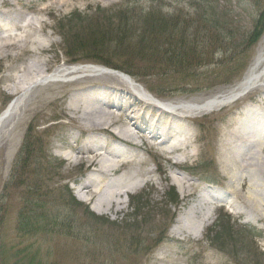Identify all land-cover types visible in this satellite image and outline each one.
I'll return each instance as SVG.
<instances>
[{"label":"rangeland","instance_id":"374dc122","mask_svg":"<svg viewBox=\"0 0 264 264\" xmlns=\"http://www.w3.org/2000/svg\"><path fill=\"white\" fill-rule=\"evenodd\" d=\"M193 1L165 0L159 5H162L161 11L170 16L182 14L174 17H178L184 26L190 24L188 31L205 33L203 26L192 27L190 23L197 8ZM227 1L233 3V0H211L209 5L219 9V13ZM119 2L0 0V113L13 99L23 96L13 129L0 145V237L7 240L15 238L13 228L18 210L24 203L29 205L28 199L33 202L39 199L43 208L39 207L37 214L41 218L47 213L51 225L40 234L42 236L32 239H37L34 241L41 245L40 254L46 264H264V213L260 220L247 214L238 218L236 215L242 211L241 207L232 200V190L214 179L218 168L210 165L214 163L213 153L218 149L217 132L235 113L254 106L257 99L263 103L259 112L264 117V93L256 91L234 105L205 114L203 118L196 119L199 122H194L182 116L179 117L185 121L172 117L174 114H164L155 107L157 104L151 101L147 104L135 94H120L122 90L131 89L111 73L39 84L41 79L63 64L91 65L128 76L134 86L142 87L157 101L202 99L222 93L243 78L264 39V21L260 33L252 36L264 13V0H252L249 5L241 7L240 14L236 12L239 24L235 29L238 32L227 50H223L221 38H217L210 47L209 52L212 53L205 55L207 61L201 59L192 62L190 67V64L186 66L190 70L185 74L192 75L169 74L158 78L147 76L137 63L129 66L133 76L128 75L127 69L121 67L123 60L116 56L115 51L102 49L97 43H87L86 34L81 33L82 25L74 22L69 25V22L62 21L60 26V21L72 13L76 12L83 18L99 7L109 8ZM139 7V11L147 10L148 2H141ZM198 14L199 10L196 16ZM61 35L68 39L66 45L74 44L77 49L66 50ZM8 41L14 44L5 46ZM80 44L90 48L82 50ZM14 45L19 47L14 49ZM98 58L102 59L100 63L95 61ZM29 66L35 71L24 79L22 68ZM63 86L67 90L61 89ZM74 94L80 96L82 110L110 102L113 105L107 110L123 116L124 113L115 108L121 105L126 116L144 121L149 141L151 134L148 133L159 134L167 127L169 135L174 134V130L177 133L174 136H192L195 140L188 163L181 169L171 168L174 158H185L184 152L170 155L165 143L160 144L159 140L150 141L139 149L115 144L100 134L80 133L63 116ZM197 136L202 137L199 142ZM78 142L89 145L93 150L108 145L119 160L138 162L129 171L109 174L111 182L107 183V190L129 184L132 177L143 171L152 173L151 181L124 194L121 204L112 209L101 208L98 198L86 201L81 183L86 177L98 180L80 166L68 167L64 160L69 154L67 147L77 146ZM209 143L212 146L208 147ZM149 144L153 148L145 149ZM241 163L240 159L238 167ZM159 168L168 172L161 175ZM176 174L190 183L195 182V178L204 179L205 182L200 183L201 189L211 191L215 198L220 194L219 201L213 200L211 216L204 223L202 232L196 230L194 222L205 212L200 207L196 211H186L187 202L166 178V175ZM238 174V178L241 176L247 180L242 172ZM37 184L39 191L31 197L27 187ZM43 196L46 200H42ZM68 199H75V206ZM202 199L205 200L204 197ZM116 210L120 211L116 213ZM87 212L93 216H88ZM185 212L189 220L178 230L177 220ZM58 219V224L53 222ZM71 221L75 223L72 230L59 224Z\"/></svg>","mask_w":264,"mask_h":264},{"label":"bare ground","instance_id":"6f19581e","mask_svg":"<svg viewBox=\"0 0 264 264\" xmlns=\"http://www.w3.org/2000/svg\"><path fill=\"white\" fill-rule=\"evenodd\" d=\"M12 44L14 43L8 41L5 46ZM12 47L15 49L19 46L14 45ZM257 50L253 62L243 78L232 88L222 93H216L202 99L191 98V100L157 101L147 95L142 87L134 86L129 79L115 75L131 89V91L122 90L119 93L122 95L125 94L126 96L135 94L137 97H142L147 101L156 102L159 106L166 108L169 113L172 112L171 114H174L172 117H176L180 121L185 120L179 116L194 120V122H199L196 120L198 117L203 118L205 114L234 105L235 102L243 100L256 91L260 92V94L264 93V39ZM33 71L35 69L30 66L23 67L22 77L26 79ZM103 73L105 71L100 67L66 66L63 64L41 79L39 84L48 82L58 83L75 76H80V79L82 77L92 78V76ZM75 84H70V87L67 85V87L71 88ZM67 87L63 86L61 89L67 90ZM62 94H65V92ZM22 100L23 96L17 97L5 112L6 114L0 116V145L13 129ZM123 100L127 99L124 98ZM80 104V96L74 94L68 105V111H64L63 116L69 119L71 126L82 134H100L115 144H121L130 148L139 147V149L143 145L150 143V141L159 140L160 144L165 143L167 149H169L168 154L170 155L176 152H184L185 158L181 160L174 158L175 161L173 160L170 163L171 168H183L190 159L189 154L191 152L193 153L192 144L195 139L192 136H187V138L185 136L182 138L180 136H174L177 134L174 130H172L174 134L169 135L167 132L169 128L167 127L159 134L153 132L148 133V135L151 134L149 137L151 140L149 141L146 138V131L148 129L144 127V121L140 118L126 116L125 110L121 107L118 111L124 113L123 116L121 114H112L107 110L110 108V102L106 103L107 105L101 103L99 106L88 107L86 110H82ZM254 104V106H251L252 110L242 109L240 113H235V116L217 132L219 136L218 149L213 153L214 163L212 162L210 165L218 168L214 179L224 183L226 189L229 188L232 190V200L236 201L241 207L242 211L236 216L239 218L247 214L255 220H260L264 213V117L259 112L263 103L255 99ZM197 137V141L199 142L202 137ZM210 146H212L211 143H209L208 147ZM146 148L150 150L153 148V145L149 144ZM67 149L69 154L64 159L67 162V166H80L85 172L88 171L90 176H95L96 180H98L96 182L90 177H86L85 181L81 183V186L83 191H85V200L92 201L98 198V204L101 208L107 207L108 209H112L118 206L121 204L120 199L124 194L127 195L130 192L136 191L143 184L151 181L150 176L152 173L150 171H143L141 174L132 177L133 179L130 180L129 184L114 190H107V183L111 182L108 178L109 174L114 175L121 171H129L138 162L119 160L113 154L115 152L114 149H112V153L108 145L99 146V149L93 150L89 145L78 142L77 146H68ZM240 159L242 163L238 167ZM159 171L161 175L162 173L166 174L168 172L164 168H159ZM238 172H242V175H245L247 180H243L241 176L238 178ZM166 178L171 181L173 186H176L184 202H187L186 211H196L200 207L205 212L200 219L194 222L196 224V230L202 232L204 223L211 216V210L215 204L213 200L219 201L220 198L218 199V196L220 194H217L215 198L211 191L201 189L200 183L203 184L205 182L204 179L200 180L199 178H195V182L190 183L188 179L183 178L180 174L170 177L166 175ZM90 184L96 186L92 187ZM236 184L237 188L234 187ZM202 193H205L206 196H203ZM201 197H204L205 200H201ZM119 211L116 210V213ZM100 212L103 213V211ZM188 220L189 218L185 212L177 220V229L180 230Z\"/></svg>","mask_w":264,"mask_h":264},{"label":"trees","instance_id":"16d2710c","mask_svg":"<svg viewBox=\"0 0 264 264\" xmlns=\"http://www.w3.org/2000/svg\"><path fill=\"white\" fill-rule=\"evenodd\" d=\"M144 1L148 2V8L145 11L141 9L139 11V4ZM163 1L165 0H121L119 4L111 8H98L90 16L83 18L76 12L72 13L60 21V26L63 24L62 21L69 22V25L73 22L82 25L80 26L82 27L81 33L86 34L87 43H97L102 49L115 51L116 56L123 60L121 67L127 69L126 73L130 76H133L130 67L136 63L143 67L147 76L157 78L169 74L190 76L192 74H185L190 70L188 67L192 66L194 61L208 60L205 55L212 53L209 50L214 40L221 38L222 48L227 50V46L231 45L238 32L235 26L239 24L237 17L242 11L241 7L249 5L252 0H233V3L227 1L226 6L220 7L219 13V9L210 7L211 0H194L197 8H195L196 13L192 15L190 23L192 27L194 25L203 26L206 32L201 34L188 31L191 25L184 26L182 21L178 20L179 15L182 14L174 15L178 16L174 17L163 13L162 5H159L163 4ZM157 6L158 10L155 9ZM227 7L230 9L228 10ZM198 10L200 14L196 16ZM186 17L184 16V20L188 21ZM260 17L252 36L260 33L264 13ZM252 36L249 37L250 40ZM61 37L66 50L77 49L74 44L66 45L68 42L66 36L61 35ZM79 47L82 50L90 48L84 44H80ZM101 60L98 58L95 61L100 63ZM188 64L190 65L186 67ZM15 182L18 183V180ZM36 186L38 184L27 187L31 197L39 191ZM45 196L49 198V195ZM45 196L42 200H46ZM173 197L176 198V195L174 194ZM27 201L29 205L24 203L17 213L16 224L13 228L15 238L7 240L0 237V264H46L40 254L41 245L34 241L37 239L32 238L42 236L40 234L46 231L51 221L47 213L41 218L37 214V209L43 208V203L39 199H35L34 202L29 199ZM68 202L75 206L72 199H68ZM87 215L93 216L89 212ZM58 221L59 219L53 222L58 224ZM59 224L68 230L75 228V223L72 221Z\"/></svg>","mask_w":264,"mask_h":264},{"label":"water","instance_id":"95a60500","mask_svg":"<svg viewBox=\"0 0 264 264\" xmlns=\"http://www.w3.org/2000/svg\"><path fill=\"white\" fill-rule=\"evenodd\" d=\"M6 113H3L1 116H4Z\"/></svg>","mask_w":264,"mask_h":264}]
</instances>
